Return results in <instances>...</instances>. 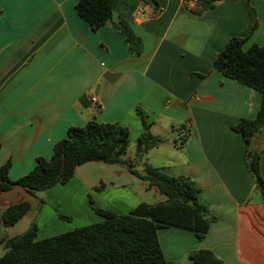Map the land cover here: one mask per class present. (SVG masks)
Returning a JSON list of instances; mask_svg holds the SVG:
<instances>
[{
  "label": "crops",
  "instance_id": "1",
  "mask_svg": "<svg viewBox=\"0 0 264 264\" xmlns=\"http://www.w3.org/2000/svg\"><path fill=\"white\" fill-rule=\"evenodd\" d=\"M77 1L0 0V167L10 160L8 176L17 180L37 157L51 156L69 127L91 120L117 122L137 139L143 130L138 107L153 135L174 137L161 145L167 154L160 162L149 157L158 146L132 161L136 170L150 164L190 177L215 217L201 239L181 228L158 229L164 258L194 264L191 252L210 250L224 264H264V201L245 165V139L232 130L255 118L261 95L212 69L217 53L248 27L243 0H214L199 14L196 0H110L113 21L127 20L143 43L136 57L116 29L90 31L76 13ZM249 3L258 27L244 51L264 45V0ZM182 124L191 132L176 148L172 141L187 134L176 129ZM251 147L261 152L264 178V130ZM163 199L125 167L89 162L66 184L36 195L16 186L1 193L0 215L28 203L20 220L34 221L41 240L100 221L94 208L126 214ZM5 229L0 223V240Z\"/></svg>",
  "mask_w": 264,
  "mask_h": 264
},
{
  "label": "trees",
  "instance_id": "2",
  "mask_svg": "<svg viewBox=\"0 0 264 264\" xmlns=\"http://www.w3.org/2000/svg\"><path fill=\"white\" fill-rule=\"evenodd\" d=\"M196 3L193 12L199 14L212 9L215 1L196 0ZM243 5L249 17L248 27L217 53L212 69L261 95L255 118L239 120L232 130L245 139V165L264 201V178L259 165L261 152L251 147V139L264 130V45L252 44L246 51L242 49L258 27L256 12L249 0H243ZM75 10L78 17L89 25L90 31L112 27L124 36L128 54L140 56L143 51L141 39L127 20L119 18L117 22L113 21L110 0H78ZM136 112L143 126L136 139L137 160L163 144L165 139L150 132V125L138 107ZM188 137L187 133L178 139L180 142L174 139V147L184 145ZM129 144L127 128L117 122L91 120L83 126L69 127L66 136L54 144L51 156L37 157L33 168L17 180L9 178L11 161L5 162L0 167V194L16 186L36 195L55 185L66 184L78 166L99 162L125 167L131 175L142 180L146 188H155L164 199L154 204L141 203L126 214L94 208L101 217L100 221L41 240H36L37 226L32 221L23 233L0 240L4 247L0 264H169L158 241V229L176 227L203 238L215 217L199 202V188L195 182L187 176L168 175L150 165H145L143 173L139 172L132 161L123 158ZM28 209L26 202L10 205L0 215V223L5 228L12 227ZM59 217L70 221L69 217ZM189 258L194 264H224L210 250L193 251Z\"/></svg>",
  "mask_w": 264,
  "mask_h": 264
},
{
  "label": "rangeland",
  "instance_id": "3",
  "mask_svg": "<svg viewBox=\"0 0 264 264\" xmlns=\"http://www.w3.org/2000/svg\"><path fill=\"white\" fill-rule=\"evenodd\" d=\"M161 124L164 125V123H161ZM161 124L158 125L157 129L161 130L160 129ZM182 126H183V124H182ZM181 128H182L181 125H178L176 129L177 130H180ZM130 130H131V132H133V129L132 128ZM169 131H170V128H169ZM175 131L176 130H174V132ZM181 132H187V133L189 132L190 133L191 131L189 129H187V127L186 128L183 127L181 129ZM154 133H157V132L154 131ZM173 137L174 136H172V134L170 133L164 139H167L168 140V139L173 138ZM175 139L178 142H180L177 138H175ZM129 140H130V144H129V147H128V149L126 151V154L124 155L123 158L125 160L133 161L135 159V152H136V137L133 136L132 134H129ZM161 145H159V146H161ZM165 154H167L166 153V148L164 149V147H162V146L159 147L158 149H154L153 151H151L149 153V157H150L151 164L156 165L158 162H160L164 158ZM177 154L175 153V156H177ZM146 157H147V155H145V158ZM145 165H150V164H145ZM28 226H29V221H28V219L24 218V219L20 220L17 224L13 225L12 227H8L7 229H5L6 232H4L2 234V238H7V235L9 237H12V236L21 234V233H23L28 228ZM1 244L2 243H0V257L4 253V247H3V244L2 245Z\"/></svg>",
  "mask_w": 264,
  "mask_h": 264
}]
</instances>
